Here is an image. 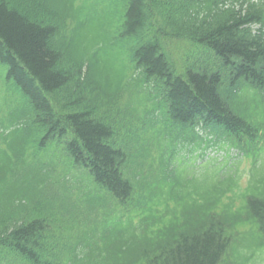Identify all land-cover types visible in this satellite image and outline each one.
Instances as JSON below:
<instances>
[{"label": "trees", "instance_id": "obj_1", "mask_svg": "<svg viewBox=\"0 0 264 264\" xmlns=\"http://www.w3.org/2000/svg\"><path fill=\"white\" fill-rule=\"evenodd\" d=\"M258 24L264 0H0V97L4 89L19 99L0 98V264H257ZM110 61L121 64L117 77ZM161 126L171 142L180 139L172 129L200 144L199 126L223 131L231 141L223 147L252 162L247 189L237 193L233 166L213 163L195 185L176 184L165 164L142 183L136 147ZM152 183L157 194L146 199ZM131 206L141 219L116 214ZM62 209L69 219L58 217ZM101 218L110 221L105 233L95 227Z\"/></svg>", "mask_w": 264, "mask_h": 264}, {"label": "rangeland", "instance_id": "obj_2", "mask_svg": "<svg viewBox=\"0 0 264 264\" xmlns=\"http://www.w3.org/2000/svg\"><path fill=\"white\" fill-rule=\"evenodd\" d=\"M83 17L87 16L86 14V10L83 11L82 14ZM174 50L177 53H180L182 51V46L181 45H175L174 46ZM111 63H109V67L112 70L113 74L115 77H117L120 72H121V64L119 63H115L110 61ZM128 99L131 100L130 98V92L128 91ZM2 98V102L4 104H10L13 101H19L18 97L15 95H10V94H6V92L4 91V89H2V96L0 97ZM132 101V100H131ZM172 133L173 136L171 137L172 139H176V138H183L184 134L183 131L181 130H177V129H172ZM166 136V132L163 129V127L161 126L159 129V133L157 135H148L142 144V147L139 148L136 147V151L139 153L138 159L136 160H145L149 154V151L153 148H158L159 146H167V145H171V141H168L167 139H165ZM250 162L245 160L242 163H240L238 170L239 173L242 175V182L240 183L241 188L245 189L247 187L248 184V178L250 175ZM138 171H142L144 170L146 172L147 177H149L150 175H152L153 171L149 168V167H140V166H136L135 167ZM189 171H190V177L194 179L193 184H196V181L199 179V175L201 173V171H196V170H192L188 165L186 166H181L178 168V171L176 174V180L178 182H186L188 179H190L189 177ZM204 171V170H202ZM67 210H74V208L72 206H69L66 208ZM99 224H102V221H99Z\"/></svg>", "mask_w": 264, "mask_h": 264}, {"label": "bare ground", "instance_id": "obj_3", "mask_svg": "<svg viewBox=\"0 0 264 264\" xmlns=\"http://www.w3.org/2000/svg\"><path fill=\"white\" fill-rule=\"evenodd\" d=\"M258 26L262 27V26H264V24H258ZM253 29H256V26H254ZM215 129H217V128H213V126H209L208 129H205V128L202 127V126H199V127L196 129V134L199 135V134L204 133V132L209 133V132H211V131H213V130H215ZM192 136H193V135H192V132L190 133L189 136H188V135H187V136H184V137L181 139V144H185V143H188L189 141H191Z\"/></svg>", "mask_w": 264, "mask_h": 264}]
</instances>
